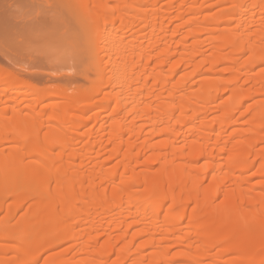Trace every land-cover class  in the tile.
Wrapping results in <instances>:
<instances>
[{"label": "bare ground", "instance_id": "6f19581e", "mask_svg": "<svg viewBox=\"0 0 264 264\" xmlns=\"http://www.w3.org/2000/svg\"><path fill=\"white\" fill-rule=\"evenodd\" d=\"M81 4L102 85L66 96L0 65V143L20 144L0 148V188L24 210H5L0 264H264V0Z\"/></svg>", "mask_w": 264, "mask_h": 264}, {"label": "rangeland", "instance_id": "374dc122", "mask_svg": "<svg viewBox=\"0 0 264 264\" xmlns=\"http://www.w3.org/2000/svg\"><path fill=\"white\" fill-rule=\"evenodd\" d=\"M81 3H82V0H0V4H2V5H0V11L4 10V9H8V8L11 9V10L8 9L7 11H4V12L2 11L0 13V65L7 67L8 69H10V71H12L16 76L20 77L21 79L29 81L31 85H35L39 88L41 87L44 89H52L53 92L58 93V94L61 93L62 95H66V96H72L78 90L91 91V89L95 85H97V84L100 85L101 84L100 82L101 81L103 82V80H102V79H104L103 77H107L108 75H109L108 77H110L111 72L109 71L110 70L109 67L108 68L103 67L104 71H106V75H105V72H103L104 74H101L102 72L99 74V72L96 71V66L100 62L98 60H95V58L93 57V55L91 53L92 48L88 47L89 44L85 45V43H87V42L89 43L91 41V38H92L91 37L92 31L89 32L90 29L88 30L90 25H91V28H93L92 23L88 20L85 21V19L83 17H82V19L84 21L82 19H81L82 21H78V20L75 21V18L76 19L79 18L78 15L77 14L73 15V14H71L73 12H70L71 8H74L72 6L81 5V7H82ZM209 3L210 2L205 3L207 5L206 7H208ZM51 5H53V6H51ZM1 6H3V7L6 6L8 8L2 9ZM46 6H48V7L51 6V7L46 8ZM65 7H67V8H65ZM81 7H79V8H81ZM219 8L220 7L218 5L212 6L213 10L211 9V7H209L210 11L211 10L215 11ZM63 9H65V10H63ZM8 12H10V13H8ZM14 12L17 14L18 13H20V14L17 15ZM78 13H80L79 10H78ZM5 14H7V17H3V16H5ZM17 16H19L20 18H18ZM1 17H3V18H1ZM70 17H72V18H70ZM21 18L24 21L23 22L24 24H27L28 20L30 21V22H28V25H25L26 29H23V30L19 29L18 31L14 30L11 27L12 23L10 24L9 22H12V20H14V21H17V23H19V21H21L20 20ZM80 18H81V16H80ZM31 20H33V21L31 22ZM66 20L68 21L67 24H69V22H71L70 25L72 24L73 27L75 26L73 28L72 26L70 27V26H67L65 24L66 27H68V30H72V32H70V31L66 32L67 28L66 29L61 28L62 30L58 28L59 27L58 24H60L59 22L60 21H61V23L66 22ZM76 22H78L80 25L84 24L83 26H85L86 28H83V26L82 27L79 26V24H77ZM80 22L81 23L85 22V23L81 24ZM29 23H32V24L30 25ZM87 23L88 24L91 23V24L87 25ZM60 25H64V23L60 24ZM81 28L86 29L85 34H84V32H82ZM73 31H75L74 33H76L79 37L76 35H75L76 37L72 36L71 38L73 40L71 39L72 41H70L69 40L70 38H68L69 35H67L66 39L64 38V40H62L63 38H61V36H63V35H61V33L62 34L65 33V35H66V33L67 34L73 33ZM79 31H80V33H79ZM88 34H90V35H88ZM72 35H74V34H72ZM87 35L90 37H88ZM63 37H65V36H63ZM76 38L78 40H75ZM43 39L46 41H43ZM66 40H68L70 44H72V42H73L74 44H76V46L74 47V45H72L71 47H66V46L64 47L63 46V45H65L64 41H66ZM74 41H77V42H74ZM78 41L81 43H78ZM21 44H23L22 45L23 50L20 51V53H16V49H17L16 46L21 45ZM79 45L81 46V49H80ZM77 46L79 47V49L77 48ZM24 47H26V48H24ZM34 47L36 50L34 49ZM55 47H58V48H55ZM14 48H16V49L14 50ZM26 49L29 51H27ZM22 53H23V57H22ZM28 54L34 58L38 57L39 59H42V60L44 58V65H42V63H40V62H37V63L32 62V60L34 58L31 59L32 58L31 56L29 58L27 56ZM24 55H25V57L27 56V58H24ZM37 55H40L41 57H39ZM36 59L37 58H35L34 60H36ZM39 59H37L36 61H38ZM102 65H104V63ZM82 69H84V72ZM81 72H82V74L84 73V75H86L85 73L87 72V75L83 76V75H81ZM104 82H106V81H104ZM6 86H7V84H5V83L0 84V89L2 90V88L6 87ZM1 90H0V92H1ZM17 90L20 91V94H16L15 96H17L16 99H17V101L20 102L19 105H21V106H24L27 103H29L31 98L34 97L35 95L38 96V93L35 94L32 91V89H30L29 87H18ZM31 94H32V97H31ZM24 96H26V98L27 97L30 98V99L27 98L29 101H27V99ZM2 98L3 99L0 100V111H1L2 107L6 106L8 104L9 105H16L15 101L8 103L5 96ZM5 99H6V101H4ZM66 100H67V98H63V97L59 98L56 96H51L48 99L42 101L43 103L42 102H39L40 104L38 103L39 105L37 107V111L34 112V115H36L38 112L40 113L41 107L43 108L45 105H50V104H54V103H58V102H62V101L65 102ZM92 100L91 99L85 100L79 104L82 107H85V104L86 105L89 104V101H92ZM5 102H7V103H5ZM77 107H79V106H77ZM94 111H95L94 109H90L88 113H85L86 111H84V115L81 112H77V111H75V113H77V114L79 113L78 115L79 116L81 115L80 117H82V118H88L89 116H92ZM10 114H11V112H10ZM105 114H107V113H105ZM37 115H39V114H37ZM78 115L76 116V114H75V116L73 117L76 119L75 121L79 120ZM42 116H43V118H46V116H44V115H42ZM84 128H87V131L89 130L88 126H82L79 128V130L78 129L75 130L76 132L73 136H75V138H77L78 135H81L84 133L87 134V131L82 133L83 130L85 131ZM84 138H86V137H84ZM82 140H84V139H81L80 141H82ZM18 143L19 142H17V141H5V142L0 143V148H4V150L6 152H9V151L13 150L14 147L16 146V148H15V151H16L18 149V147L20 146V144L18 145ZM80 143L81 142H79L78 144H80ZM252 173H253V170L251 169V170L247 171L245 174L251 175ZM253 180L258 181L259 177L254 176ZM3 189H4L3 187L0 188V190H1L0 191V202H3V204H1V205H3V208L2 209L0 208L1 209L0 210V224L1 225L3 224V218H4L3 216L6 214V212H5L6 208L8 207L9 209H11L12 213L14 215L15 210H13V209L16 206V202H17V201L15 202V205L12 204L15 201V199L17 200V198H14L13 196H11L13 193H11L10 197L8 196L6 198H3V196L5 195L4 193L6 192ZM15 197H16V195H15ZM10 204H12L13 206ZM23 211L24 210L22 208H20L19 211L17 210V212H15V215H14L15 216L14 220L15 219L19 220L22 216ZM12 222L14 223L13 220H12ZM1 225H0V227H1ZM17 231L20 232L19 230H17ZM0 243L4 248H7V245H9V243H13V242L12 241L6 242V241H3L2 239H0ZM62 247H65V246H61L58 249L54 248L51 250V252L48 251L47 253H45L43 258H45L47 255H49L53 252H57L59 250H62ZM42 261L43 260H40L39 264L42 263Z\"/></svg>", "mask_w": 264, "mask_h": 264}]
</instances>
